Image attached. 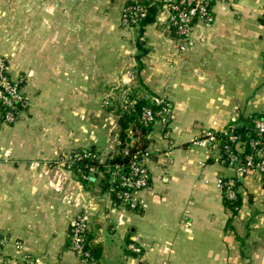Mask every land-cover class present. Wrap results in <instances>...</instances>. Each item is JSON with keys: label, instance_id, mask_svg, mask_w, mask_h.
Segmentation results:
<instances>
[{"label": "crops", "instance_id": "0c3cea01", "mask_svg": "<svg viewBox=\"0 0 264 264\" xmlns=\"http://www.w3.org/2000/svg\"><path fill=\"white\" fill-rule=\"evenodd\" d=\"M128 1L0 0V54L26 96L0 128V264H84L70 241L83 212L102 247L91 264H264V174L239 176L234 213L219 179L236 172L195 143L264 114V0H216L214 22L196 21L184 51L167 0L143 33L122 24ZM127 93L167 97L174 119L167 135L133 127V148L154 151L151 187L139 209L112 210L101 172L84 181L60 162L90 147L118 155Z\"/></svg>", "mask_w": 264, "mask_h": 264}, {"label": "built area", "instance_id": "2783aa9c", "mask_svg": "<svg viewBox=\"0 0 264 264\" xmlns=\"http://www.w3.org/2000/svg\"><path fill=\"white\" fill-rule=\"evenodd\" d=\"M169 5V27L174 31L178 47L184 51L191 44V33L196 21H202L207 25L214 22V2L216 0H167ZM146 14V8L143 6L125 7L122 15L123 26H139V23ZM25 78L23 76L14 77L10 71V61L5 55L0 54V128L5 125L14 124L20 117L23 103L26 96L23 91ZM121 105L127 103L134 104L136 99L129 100L125 98ZM122 97V98H123ZM174 119V105L165 96L153 95L150 98V105L142 108L141 115L137 123L130 125L128 134L130 140L122 146L123 156L126 161H112V155H100L99 152L75 153L62 157L61 162L69 168L83 158L93 156L99 159L96 165L89 167V174L101 172L107 173V182L112 184L103 193L109 200L110 208L115 210L117 206L123 205L129 209L137 210L141 207L139 192L143 189H149L152 182L150 162L154 151L148 147L133 148L132 136L133 127L142 125L152 127L160 125L168 134V129ZM255 130L263 141L256 139L251 141L253 151L247 154L243 159L245 165L240 166V152L244 150V145L239 140L238 135L230 134L228 127L222 129H208L203 131L196 138L195 143L206 145L210 153H216V156L222 158L226 155L228 164L237 174L240 172H257L264 174V120H254ZM229 134V142L222 143L221 135ZM121 145V142H120ZM5 159V152L0 148V162ZM126 169V170H125ZM125 170V171H124ZM88 179V174L82 175ZM220 188L228 199H235L238 192L236 178L234 176L221 177L219 179ZM117 201L113 199V192ZM89 229V217L86 212L78 214L72 221L70 237L72 240V249L80 257L84 264H91L94 260L89 250L85 248L86 231ZM129 248L134 252L140 249L135 244H130ZM148 264V263H145Z\"/></svg>", "mask_w": 264, "mask_h": 264}, {"label": "trees", "instance_id": "16d2710c", "mask_svg": "<svg viewBox=\"0 0 264 264\" xmlns=\"http://www.w3.org/2000/svg\"><path fill=\"white\" fill-rule=\"evenodd\" d=\"M143 6L146 8V14L144 17H142L140 23H139V32L143 33L144 31V27L150 23H153L156 20V16L158 14V10H159V3L157 0H130L127 2L125 7H129V6ZM125 9V8H124ZM123 15V14H122ZM138 46L140 49H143V45H142V41L140 40L138 42ZM125 98H128L129 100L132 98H136V102L134 104H129L127 103L126 106H118L117 110L119 113V117H118V123H119V141L121 142V147L125 146V144L127 142H129L130 138L128 131L130 128V125L132 123H137L138 124V120L139 117L141 115L142 112V108L146 105H150V99L146 98L144 95H139V96H134L132 93H127L125 94ZM263 119L264 120V114H252L250 115L244 124H237V123H233L231 125L228 126L229 129V133L230 134H235L238 135L239 140L242 142V144L244 145V150L242 152H240L239 157L241 158V161L239 163L240 166L245 165V161H244V157L251 153L253 151V147L251 145V141L252 140H256L259 139L261 141H263V137H260L257 134V131L255 130V125H254V120L255 119ZM141 127V129L143 130H147L148 127H144L142 125H138ZM221 139H222V143H226L229 142V134L227 135H221ZM120 147V151L118 153V155L113 156L112 161H126V157L123 156L122 153V148ZM84 152H91L92 154L97 152L95 150V148L90 147L87 149H78V150H74L72 151L71 154H75V153H80L83 154ZM222 158L227 161L226 155L223 154ZM99 162L98 158H95L93 156H89L86 158H83L81 160H78L76 163L73 164V170L77 173H80L81 176L83 174H89V167L91 165H96ZM228 163V161H227ZM126 170V169H125ZM124 170V171H125ZM246 172L242 171L240 172V174L235 173L234 177L236 178V186H239L240 182H239V176L244 175ZM107 173H104V177H103V189L106 190L108 187H111L112 184L107 182ZM84 181L86 180L85 178H83ZM224 192V191H223ZM115 191L113 192V199L114 201H117L116 195H115ZM224 200H225V205L230 208L234 213L237 212L238 207H240L241 204V197H240V193L237 192L236 193V198L235 199H228L226 196H224ZM86 237V242H85V248L87 250L90 251L93 260H99L102 256V247L96 243H94V241H92V237L90 236V232L89 229L86 231L85 234ZM2 237L0 236V246L2 245ZM70 241H71V246H72V240L70 237ZM135 253V252H134ZM141 264H145V262L141 263Z\"/></svg>", "mask_w": 264, "mask_h": 264}, {"label": "rangeland", "instance_id": "374dc122", "mask_svg": "<svg viewBox=\"0 0 264 264\" xmlns=\"http://www.w3.org/2000/svg\"><path fill=\"white\" fill-rule=\"evenodd\" d=\"M125 27H128V26H125ZM131 27H135V26H131ZM137 27H139V26H137ZM123 93H125V92H123ZM123 95H124V94H123ZM123 95H122V96H123ZM123 99H124V97L122 98V100H123ZM114 105H115V104H113V103L110 104V106H112V107H114Z\"/></svg>", "mask_w": 264, "mask_h": 264}, {"label": "water", "instance_id": "95a60500", "mask_svg": "<svg viewBox=\"0 0 264 264\" xmlns=\"http://www.w3.org/2000/svg\"><path fill=\"white\" fill-rule=\"evenodd\" d=\"M94 179H95V177H91V178H90V180H94Z\"/></svg>", "mask_w": 264, "mask_h": 264}]
</instances>
